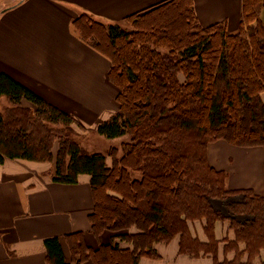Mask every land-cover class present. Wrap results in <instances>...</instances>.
Instances as JSON below:
<instances>
[{"label":"trees","instance_id":"obj_1","mask_svg":"<svg viewBox=\"0 0 264 264\" xmlns=\"http://www.w3.org/2000/svg\"><path fill=\"white\" fill-rule=\"evenodd\" d=\"M239 9L235 31L222 21L200 24L193 0H161L124 16L123 24L87 12L71 20V29L110 61L106 78L117 88V110L95 129L106 138L127 133L120 152L85 150L72 137L74 126H85L72 114L0 72L7 101L0 163L53 162L52 179L60 183L89 176L86 219L96 246L83 232H68L67 260L59 237H46V264H137L159 258L157 245L174 236L179 253L208 256L211 264H254L264 254V196L226 187V172L208 163L205 150L218 139L264 147V0H241ZM194 221L205 240L191 233ZM218 222L231 237L216 238ZM104 231L109 239L101 242Z\"/></svg>","mask_w":264,"mask_h":264},{"label":"crops","instance_id":"obj_2","mask_svg":"<svg viewBox=\"0 0 264 264\" xmlns=\"http://www.w3.org/2000/svg\"><path fill=\"white\" fill-rule=\"evenodd\" d=\"M159 1L0 0V72L72 114L83 126L96 125L116 111L117 88L106 78L109 59L71 29V20L87 12L104 23L123 24L124 16ZM193 3L200 24L222 21L229 31L238 28L241 0ZM205 150L208 163L226 172V187H249L264 196V147L233 146L218 139ZM52 176L49 162L6 158L0 163V264H46L43 239L50 236L59 237L66 258L63 235L72 231L83 232L86 244L96 246L86 219L93 205L89 176L80 174L76 183L55 182ZM225 224L215 225L216 238L231 237ZM188 227L205 240L200 222ZM177 239L157 245L159 258L141 257L137 264H211L208 256L179 253ZM261 260L264 254L253 263Z\"/></svg>","mask_w":264,"mask_h":264},{"label":"rangeland","instance_id":"obj_3","mask_svg":"<svg viewBox=\"0 0 264 264\" xmlns=\"http://www.w3.org/2000/svg\"><path fill=\"white\" fill-rule=\"evenodd\" d=\"M126 27H130V26L127 25ZM0 99H1L0 100V109H2V107H4L7 104V101H6L5 97H1ZM114 101L116 102L115 98H114ZM23 104L25 106L28 105V107H29V103L23 102ZM116 104H117V102H116ZM90 125H92V124H90ZM90 125H88L89 127L85 126L84 130H80L78 127L74 126L75 132L72 136L77 141V143L80 146H82V148H84L85 150H87L89 152L100 151V152L106 153V150L110 147H117V149L120 152L122 142L130 139V136H128L127 133H124V134L116 136V137H107L106 138V136L98 133V131L95 129L97 123H96V125H93V126H90ZM56 142L53 143L54 145H53V149H52L54 155H55L56 148H57ZM49 163L53 164V162H49ZM106 163H107V165L110 164V160L108 157H106ZM85 175H87V174H85ZM105 233H107V234L102 241H107L109 239L110 232L106 231ZM95 242H96V240H95ZM66 256H67L66 259L70 260V258H69L70 253H69L68 247L66 248Z\"/></svg>","mask_w":264,"mask_h":264}]
</instances>
